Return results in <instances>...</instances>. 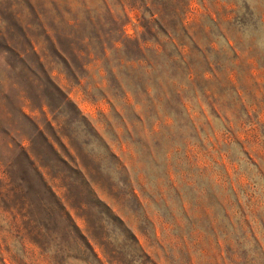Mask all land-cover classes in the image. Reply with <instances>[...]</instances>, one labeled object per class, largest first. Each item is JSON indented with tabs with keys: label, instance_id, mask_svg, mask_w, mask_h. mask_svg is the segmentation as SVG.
Instances as JSON below:
<instances>
[{
	"label": "rangeland",
	"instance_id": "rangeland-1",
	"mask_svg": "<svg viewBox=\"0 0 264 264\" xmlns=\"http://www.w3.org/2000/svg\"><path fill=\"white\" fill-rule=\"evenodd\" d=\"M145 8L162 9L161 19ZM22 27L45 73L126 167L115 179L108 158L93 171L104 204L74 189L72 202L86 205L72 218L100 262L46 212L20 147L34 131L21 111L48 133L57 125L52 108L39 109L29 76L47 80ZM0 30V264H264V0H0ZM112 68L134 96H122ZM33 145L55 164L36 136ZM110 181L120 188L111 193Z\"/></svg>",
	"mask_w": 264,
	"mask_h": 264
},
{
	"label": "trees",
	"instance_id": "trees-1",
	"mask_svg": "<svg viewBox=\"0 0 264 264\" xmlns=\"http://www.w3.org/2000/svg\"><path fill=\"white\" fill-rule=\"evenodd\" d=\"M145 12L150 16L157 14L158 17L154 18V21L161 19L162 9L160 8H145ZM37 26L42 29V32L46 34V38L52 44V49L60 61L57 62L58 65L60 63L67 69H70L68 61L62 56L58 46L55 45V40L53 41L50 36L47 35L44 25L42 23H38ZM26 27H29V24H26ZM23 28L24 27L21 28L22 36L26 39L29 52L35 57L36 65L40 66L42 69V72L46 77L47 84L40 82V79H38L36 75H33L35 77L29 76V81L38 89L37 97L39 98V109L42 111L43 107H47L49 109L52 108L53 111L56 112L55 120L57 121V125L54 127L52 123L49 122V127L52 129L51 132L53 133H48L41 128L37 121L25 115L20 108L21 113L34 126V131L29 135L23 134L24 139L28 141L27 148L19 146L21 147L28 167L32 172L36 173L42 183L44 195L48 198V203L45 205L46 212L49 215L58 214L62 219L66 220L70 228H72V230L76 233V238L74 239L75 246L78 248L85 247L86 250H88L93 256L94 260L100 262L97 253L94 251L93 246L90 243L91 236L83 234L72 218L73 211L82 210L86 205V202L83 200L80 201L79 204L72 202L74 189H78L79 196L91 197L94 204H104L99 196V192H105V186L94 179L92 174L93 171H100L101 166L99 164L108 158L113 161L111 171L115 175V179H117V175L126 174V167L120 161V157L112 151L109 144L101 135L97 133L88 118L84 116L76 105L68 98V93L63 91L61 87L52 80L50 73H45V62L43 61V56L37 52L35 42L31 38H27V32L24 31ZM0 36H3L1 30ZM90 55L91 52L88 51L87 57L90 58ZM15 56L22 64H25L27 55L24 56L15 52ZM104 58L106 59V50L103 47L101 59ZM95 59H97V56ZM120 66L121 63L116 66L117 74H120ZM29 70L31 71L30 68ZM108 73L111 75L113 80H115L123 97H125L128 91L134 96V92L130 88H122V85L117 80L116 74L113 72V68L109 70ZM76 81L79 83L78 79H76ZM148 89V87H145L142 92L144 94H148ZM21 93V91L18 93L19 98L30 100L28 96L25 94L23 96ZM52 96H58V101L52 102L50 100ZM135 104H138V102L136 101ZM67 108L74 113V117L71 119H68V114L65 112V109ZM42 112L44 113V111ZM62 124L69 125L70 128L73 127V130L68 134L61 132L59 128H61ZM34 136L41 140L42 145L45 147L47 153L51 155L55 164H52L51 160H46V158L42 156L43 154L36 152L33 147ZM84 138H93L96 140V142H98V150H90L88 148L90 143L83 140ZM73 140L78 143L80 142L79 148H77ZM85 158H91V161L94 163H97L98 161L97 165L99 166H96L97 168L94 166L92 167L90 163L86 162ZM116 188H120L119 184L110 181L108 189H110L111 193ZM130 193L134 197L136 196L134 190ZM106 208L110 212L112 218L116 222L122 224V220L114 214L112 208L107 206ZM16 218L17 216L14 215V219ZM29 239L35 243L42 250V252H46V250L48 251V248L43 246L44 244H41V242L38 241V238L29 236ZM68 258L71 260L78 259L73 255L68 256ZM54 259L57 262L56 258Z\"/></svg>",
	"mask_w": 264,
	"mask_h": 264
}]
</instances>
